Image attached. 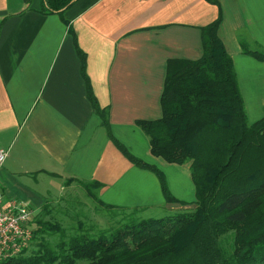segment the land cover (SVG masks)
Returning a JSON list of instances; mask_svg holds the SVG:
<instances>
[{
	"label": "crops",
	"instance_id": "1",
	"mask_svg": "<svg viewBox=\"0 0 264 264\" xmlns=\"http://www.w3.org/2000/svg\"><path fill=\"white\" fill-rule=\"evenodd\" d=\"M217 35L230 56L250 124L264 116V0H213ZM40 0H0V190L39 210L62 196L66 179L97 182L98 198L125 208H164L156 176L135 167L109 139L87 98L73 37ZM24 11L22 15L16 13ZM206 0H78L62 14L85 54V72L112 136L165 176L179 201H195L190 164L151 155L137 120L161 116L168 60H197L201 28L218 16ZM173 205L170 209H177Z\"/></svg>",
	"mask_w": 264,
	"mask_h": 264
},
{
	"label": "trees",
	"instance_id": "2",
	"mask_svg": "<svg viewBox=\"0 0 264 264\" xmlns=\"http://www.w3.org/2000/svg\"><path fill=\"white\" fill-rule=\"evenodd\" d=\"M78 0H40L39 13L58 15L73 37L87 98L109 139L135 167L159 181L167 215L143 218L145 208L103 203L101 184H78L109 217L105 228L77 221L69 234L58 223L40 218L46 203L31 220L34 250L0 264H264V116L250 124L230 56L218 38L222 21L201 28V56L194 61L166 63L160 95L161 116L135 122L149 141L152 156L166 163L190 164L195 201L186 203L170 193L164 174L131 155L111 134L108 109H101L86 75L85 54L62 14ZM25 10L16 13L22 15ZM1 30V25H0ZM244 54L264 63V49L241 42ZM178 207L170 209L171 206ZM106 215V216H107ZM53 236V241L44 239Z\"/></svg>",
	"mask_w": 264,
	"mask_h": 264
},
{
	"label": "rangeland",
	"instance_id": "3",
	"mask_svg": "<svg viewBox=\"0 0 264 264\" xmlns=\"http://www.w3.org/2000/svg\"><path fill=\"white\" fill-rule=\"evenodd\" d=\"M42 208V207H41ZM41 208L37 211L40 212ZM167 211L161 208L145 210L142 213L143 218H160L167 215ZM96 204L87 196L86 192L76 183H71L66 192L56 198H49L46 201L44 210L40 218L44 221L58 223L69 234H73L77 221L85 220L86 225H97L100 227H109L113 222V217L106 216ZM56 238L53 236H45L44 239L53 241ZM34 250L31 245L25 253L24 257H28Z\"/></svg>",
	"mask_w": 264,
	"mask_h": 264
},
{
	"label": "built area",
	"instance_id": "4",
	"mask_svg": "<svg viewBox=\"0 0 264 264\" xmlns=\"http://www.w3.org/2000/svg\"><path fill=\"white\" fill-rule=\"evenodd\" d=\"M7 157V151L0 150V166ZM35 210L29 205L5 199L0 190V263L18 257L32 240L31 220Z\"/></svg>",
	"mask_w": 264,
	"mask_h": 264
}]
</instances>
